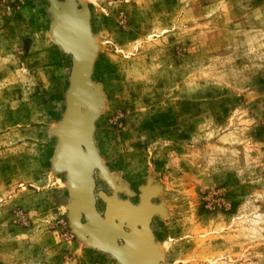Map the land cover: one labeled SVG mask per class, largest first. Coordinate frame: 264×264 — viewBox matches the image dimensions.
<instances>
[{
  "label": "rangeland",
  "instance_id": "374dc122",
  "mask_svg": "<svg viewBox=\"0 0 264 264\" xmlns=\"http://www.w3.org/2000/svg\"><path fill=\"white\" fill-rule=\"evenodd\" d=\"M62 2V0H58ZM101 93L92 145L160 264H264V0H80ZM47 0H0V264H119L70 229L51 161L70 55ZM160 206V207H159Z\"/></svg>",
  "mask_w": 264,
  "mask_h": 264
},
{
  "label": "water",
  "instance_id": "95a60500",
  "mask_svg": "<svg viewBox=\"0 0 264 264\" xmlns=\"http://www.w3.org/2000/svg\"><path fill=\"white\" fill-rule=\"evenodd\" d=\"M53 16L50 35L61 51L70 55L65 111L55 131L57 144L51 166L65 174L67 189V216L71 231L86 244L103 253L111 254L120 264H159L154 251L149 224L153 214L161 213L150 203L156 189L144 196L140 189L138 203L109 199L104 193L96 197L104 203L102 214L95 208L93 193L97 175L107 186H114L107 176L92 145L93 121L101 104V93L89 79L92 49L89 39L88 11L77 10L75 0H47ZM81 109L83 111H81ZM160 207V206H159ZM87 237V238H86ZM152 250V251H151Z\"/></svg>",
  "mask_w": 264,
  "mask_h": 264
},
{
  "label": "bare ground",
  "instance_id": "6f19581e",
  "mask_svg": "<svg viewBox=\"0 0 264 264\" xmlns=\"http://www.w3.org/2000/svg\"><path fill=\"white\" fill-rule=\"evenodd\" d=\"M58 1V0H57ZM76 1H78V2H80V0H76ZM59 2V1H58ZM60 4H61V2H59ZM85 42L91 47V49H92V58H93V53H94V47H93V44H92V42H90V40L89 39H85ZM57 44V43H56ZM91 62H92V60H91ZM81 111H83L82 109H81ZM96 152V151H95ZM97 154V153H96ZM108 176V175H107ZM109 177V176H108ZM110 178V180H111V182H112V179H111V177H109ZM112 184H113V182H112ZM68 186H70V184H69V182H68ZM114 190H116V188L114 187ZM148 191H146V190H144V196L146 197V195H148ZM115 197V196H114ZM109 198V197H108ZM116 198V197H115ZM110 199V198H109ZM117 199V198H116ZM152 199V198H151ZM118 200V199H117ZM122 201V200H121ZM150 203H151V200H150ZM152 204V203H151ZM153 205V204H152ZM153 206H155V205H153ZM158 213V212H157ZM157 213H155V214H157ZM155 214H153V215H155ZM87 238V237H86ZM85 241H87V239L85 240ZM154 247V251H152V254H153V256L156 258V259H158L159 261H160V258H159V256L157 255V248L155 247V245L153 246ZM107 254V253H106ZM110 256H111V254H109ZM113 257V256H112ZM114 258V257H113ZM119 263V262H118ZM120 264V263H119ZM159 264H160V262H159Z\"/></svg>",
  "mask_w": 264,
  "mask_h": 264
}]
</instances>
